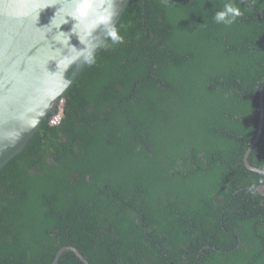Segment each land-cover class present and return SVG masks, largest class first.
<instances>
[{
	"label": "trees",
	"instance_id": "16d2710c",
	"mask_svg": "<svg viewBox=\"0 0 264 264\" xmlns=\"http://www.w3.org/2000/svg\"><path fill=\"white\" fill-rule=\"evenodd\" d=\"M226 2L131 0L0 171V264H264V0Z\"/></svg>",
	"mask_w": 264,
	"mask_h": 264
},
{
	"label": "water",
	"instance_id": "95a60500",
	"mask_svg": "<svg viewBox=\"0 0 264 264\" xmlns=\"http://www.w3.org/2000/svg\"><path fill=\"white\" fill-rule=\"evenodd\" d=\"M130 2L119 3V15L114 19L116 26ZM73 7L70 0H0V171L25 149L44 121L59 116L64 110L67 91L88 65L77 60L68 45L64 47L55 39L62 31L71 35L72 47H83L72 34L75 21L67 17L68 23L63 24ZM95 34L101 38L104 35L102 29ZM104 43L97 47L95 54ZM260 108L258 134L244 162L249 169L264 172L251 166L248 160L264 124V83L260 90ZM260 190L264 193V185ZM65 250L74 251L89 264L72 245L59 249L52 264L58 263Z\"/></svg>",
	"mask_w": 264,
	"mask_h": 264
},
{
	"label": "clouds",
	"instance_id": "9594fccd",
	"mask_svg": "<svg viewBox=\"0 0 264 264\" xmlns=\"http://www.w3.org/2000/svg\"><path fill=\"white\" fill-rule=\"evenodd\" d=\"M121 2L122 0H70L74 7L72 12L65 17L63 24L68 23L67 17L75 21L72 34L78 37L83 47H72L71 35L62 31L56 35V41L64 47L68 45L75 52L77 60L85 64H94L95 51L105 41L110 40L113 45L123 43V36L114 23L115 17L119 15V3ZM242 15V9L233 0H228L222 9L215 11L213 19L217 24L231 25ZM98 29H102L104 33L102 38L95 34ZM261 183H264V179ZM256 190L255 184L249 189L253 194Z\"/></svg>",
	"mask_w": 264,
	"mask_h": 264
},
{
	"label": "flooded vegetation",
	"instance_id": "af4514ba",
	"mask_svg": "<svg viewBox=\"0 0 264 264\" xmlns=\"http://www.w3.org/2000/svg\"><path fill=\"white\" fill-rule=\"evenodd\" d=\"M64 110H65V108H64ZM64 110L61 111V113H59V116L50 119V120H49V123H50L51 125L59 124V122H60V120H61V118H62V116H63V112H64ZM62 138L65 139V138H66V134H64ZM62 138H61V140H62ZM257 141H258V140H257ZM256 143H257V142H256ZM52 160H53V159H52L51 156H49V157L47 158V162H49L50 164H53ZM251 166H254V165H251ZM254 167H257V166H254ZM258 168H260V167H258ZM261 169L264 170V168H261ZM253 171H254V170H253ZM256 172H259V171H256ZM260 173H263V174H264V172H262V171H260ZM263 185H264V183H259V185L257 186V189L259 190V192H260L261 194L264 195V193L260 190V187L263 186Z\"/></svg>",
	"mask_w": 264,
	"mask_h": 264
}]
</instances>
